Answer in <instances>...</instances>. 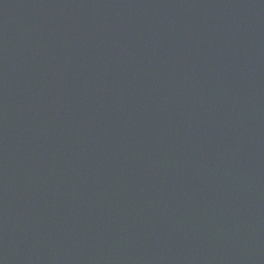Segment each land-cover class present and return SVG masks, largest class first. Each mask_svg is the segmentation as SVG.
<instances>
[{"label": "water", "instance_id": "95a60500", "mask_svg": "<svg viewBox=\"0 0 264 264\" xmlns=\"http://www.w3.org/2000/svg\"><path fill=\"white\" fill-rule=\"evenodd\" d=\"M0 264H264V0H0Z\"/></svg>", "mask_w": 264, "mask_h": 264}]
</instances>
